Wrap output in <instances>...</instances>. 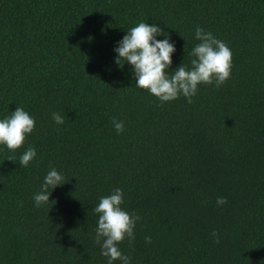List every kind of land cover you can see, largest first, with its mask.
<instances>
[{"label": "trees", "instance_id": "obj_1", "mask_svg": "<svg viewBox=\"0 0 264 264\" xmlns=\"http://www.w3.org/2000/svg\"><path fill=\"white\" fill-rule=\"evenodd\" d=\"M140 22L174 43L169 72L191 67L197 27L211 32L230 78L192 103L136 87L114 49ZM17 107L36 124L16 151L0 145V264H108L94 208L116 188L141 218L118 245L130 264H264V0H0V119ZM51 168L65 184L37 207Z\"/></svg>", "mask_w": 264, "mask_h": 264}, {"label": "clouds", "instance_id": "obj_2", "mask_svg": "<svg viewBox=\"0 0 264 264\" xmlns=\"http://www.w3.org/2000/svg\"><path fill=\"white\" fill-rule=\"evenodd\" d=\"M166 36L158 40L157 36ZM195 39L200 41L191 52L194 57L191 67L183 63L174 71L169 72L172 65V54L176 51L174 43L158 25H150L140 22L127 31V34L118 42L114 49L117 53L116 63L123 67L127 62L132 67L135 77V85L140 89L149 91L162 103L170 102L183 95L188 103H192V97L197 93L201 84L216 87L223 85L231 76L232 52L225 42L215 38L211 32L203 28L195 29ZM125 61L123 64L120 61ZM52 119L57 125L63 124L64 119L58 113H53ZM35 119L21 107H17L10 116L0 119V145H5L8 150L16 151L25 142L26 137L35 128ZM116 132L124 131L122 121L112 120ZM36 149L29 147L19 158V164L27 167L36 157ZM64 183L63 176L51 168L44 177L41 190L34 195L37 207L49 203L52 190ZM124 203L122 189L116 188L112 194L100 198L94 208L98 214L97 227L95 229V240L101 245V255L108 258V264L119 260L122 264H130V257L122 254L118 245L128 238L134 241V229L138 215L130 214L121 205ZM227 203L225 197H217V206ZM212 236L219 243L218 234ZM146 242L151 243V238L146 237Z\"/></svg>", "mask_w": 264, "mask_h": 264}]
</instances>
